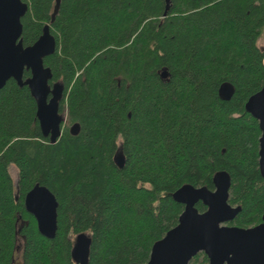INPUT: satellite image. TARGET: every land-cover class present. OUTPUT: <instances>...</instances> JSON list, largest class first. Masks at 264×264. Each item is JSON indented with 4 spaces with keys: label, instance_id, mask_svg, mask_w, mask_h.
I'll return each instance as SVG.
<instances>
[{
    "label": "trees",
    "instance_id": "16d2710c",
    "mask_svg": "<svg viewBox=\"0 0 264 264\" xmlns=\"http://www.w3.org/2000/svg\"><path fill=\"white\" fill-rule=\"evenodd\" d=\"M22 1L23 46L46 25L55 38L44 66L64 87L66 126L51 144L28 88L10 80L0 90V264H74L80 233L91 237L88 264H146L178 224L173 194L213 191L221 174L239 209L228 225L262 222L261 132L245 103L264 90V0H60L55 15L56 0ZM224 82L235 89L229 101L218 97ZM35 184L58 202L52 240L24 208ZM200 257L206 264L203 253L191 264Z\"/></svg>",
    "mask_w": 264,
    "mask_h": 264
},
{
    "label": "water",
    "instance_id": "95a60500",
    "mask_svg": "<svg viewBox=\"0 0 264 264\" xmlns=\"http://www.w3.org/2000/svg\"><path fill=\"white\" fill-rule=\"evenodd\" d=\"M59 3L60 0H56L54 15ZM27 10L28 5L22 0H0V90L10 80L20 88L27 87L36 105L41 135L55 144L65 123V117L60 113L64 87L58 82L49 84L52 72L44 66V59L54 54L56 41L46 25L32 45L23 46L21 19ZM24 72H29L30 76L24 78ZM160 77H167L165 69ZM234 92L233 85L224 82L217 93L219 99L229 101ZM245 109L259 124L258 165L264 181V90L251 96ZM79 130L78 124L69 127L73 136ZM113 162L118 169L124 167L121 147L116 150ZM213 184V191L183 186L173 194L174 201L184 207L178 224L152 245L146 264H189L199 253L206 256V264H264V215L255 227L229 226L239 212L228 203L229 177L221 174ZM198 202L207 207L206 212L197 211ZM24 208L34 218L38 233L48 240L54 239L58 208L54 194L45 186L35 184L24 197ZM90 245L88 234L80 233L74 237L70 252L74 264H88Z\"/></svg>",
    "mask_w": 264,
    "mask_h": 264
},
{
    "label": "rangeland",
    "instance_id": "374dc122",
    "mask_svg": "<svg viewBox=\"0 0 264 264\" xmlns=\"http://www.w3.org/2000/svg\"><path fill=\"white\" fill-rule=\"evenodd\" d=\"M65 126H66V125H65ZM65 126H64V127H65ZM69 126H70V125H67V128H68ZM9 174H10V177H11V179H12V182H13L14 186H16L17 179H18L17 170H16L14 167H11V168L9 169ZM191 263H192V261H191L189 264H191ZM196 264H203L202 257H200V258L198 259V261H197Z\"/></svg>",
    "mask_w": 264,
    "mask_h": 264
},
{
    "label": "flooded vegetation",
    "instance_id": "af4514ba",
    "mask_svg": "<svg viewBox=\"0 0 264 264\" xmlns=\"http://www.w3.org/2000/svg\"><path fill=\"white\" fill-rule=\"evenodd\" d=\"M15 199L17 200V197H15Z\"/></svg>",
    "mask_w": 264,
    "mask_h": 264
}]
</instances>
